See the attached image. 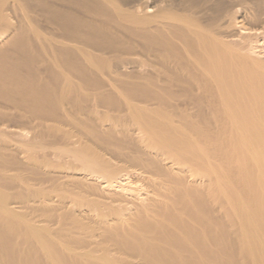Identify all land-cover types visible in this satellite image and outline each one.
Wrapping results in <instances>:
<instances>
[{
    "label": "bare ground",
    "instance_id": "6f19581e",
    "mask_svg": "<svg viewBox=\"0 0 264 264\" xmlns=\"http://www.w3.org/2000/svg\"><path fill=\"white\" fill-rule=\"evenodd\" d=\"M7 1L0 0V21L7 19ZM57 2L63 32L57 51L64 61L87 74L112 58L123 72L138 70L140 80L118 103L131 128L122 132L124 140L118 136L122 143H113L118 130L105 122L88 131L116 163L82 156L87 173L70 177L103 200L79 198L88 203L79 205L80 213L98 226L95 234L85 232L92 250L62 248L49 253L50 261L264 264V0ZM8 32L1 39L18 43L15 52L26 62L24 31L11 40ZM10 57L0 56L9 63ZM155 65L172 73L163 86ZM19 70L12 69L16 79ZM27 87L33 90L21 107L37 115L46 106L57 109L48 88ZM18 204L0 200V225L22 213ZM12 243L0 245V264L22 261Z\"/></svg>",
    "mask_w": 264,
    "mask_h": 264
},
{
    "label": "rangeland",
    "instance_id": "374dc122",
    "mask_svg": "<svg viewBox=\"0 0 264 264\" xmlns=\"http://www.w3.org/2000/svg\"><path fill=\"white\" fill-rule=\"evenodd\" d=\"M7 3L9 7L3 12L7 19L0 21V56L9 53L11 61L9 63L7 59L0 58V91L4 94L0 98V175L5 174L12 179L0 176V200L9 204L19 203L18 206L22 207L24 214L20 213L21 216L18 215L8 222H1L0 245L12 240L9 247L13 254L24 255L22 261H19L20 264H24L25 257L33 264L45 263L46 258L49 260L48 262L45 259L46 264H50L52 260L50 261L48 255L52 251L60 252L63 248L62 251L65 252L76 249L83 253L92 250L88 248V238L92 236L85 232L95 234L93 231L98 226L95 221L90 222L91 219L85 217L87 215L80 213L85 201L80 203L79 198L83 201L87 197L86 202L93 199L103 200L86 187L74 184L70 177H80L79 175L86 172L85 159H80L82 156L98 154L105 160L111 158L116 163L106 153L103 145L100 146L95 141L93 143L92 137H87L88 131L96 132L92 129L105 122L118 130L111 136L115 139L112 138L114 142H111L115 143L118 136L123 135L122 132L131 129L128 128L129 116L118 103L124 101L122 95L125 91L136 89L140 74L136 69L129 72L119 70V61L112 58L98 64L104 68H87V74L76 71L75 65L71 67L57 51L63 36L57 16L61 4L57 0H8ZM14 4L15 8L11 7ZM8 31L13 32L9 40L24 31L30 56L26 62L22 54L17 55L15 52L18 43L1 39ZM21 60V66H17ZM15 67L20 68L19 79L12 72ZM155 67L161 74L156 79L163 86L166 79H171L172 73L164 66ZM32 84L36 89L41 86L48 88L50 95L58 100V110H51L46 106L37 115L33 113L32 107L31 110L21 107L18 102L26 100L27 89L33 90L27 86ZM109 85H112L113 90L108 88ZM91 111L97 113L91 115ZM112 123H115L114 126ZM116 124L124 125L120 129ZM97 129L100 131V128ZM11 130L16 131L13 134ZM17 131L23 135H19ZM16 132L19 136L15 135ZM118 141L123 142L121 138ZM18 150L26 153L20 155ZM42 201H45V206ZM86 202L83 209L84 206L85 209L88 207L86 205L89 202ZM94 207V210L98 209ZM100 208L102 210L103 207ZM1 218L2 216L0 220H5ZM78 227H82L83 231ZM236 230L239 233L238 228ZM83 232L86 236L81 234ZM29 240H32L33 243H29L32 245H28ZM48 248L55 249L47 252ZM42 249H46V253ZM53 263L55 262H51ZM60 263L62 262L58 264Z\"/></svg>",
    "mask_w": 264,
    "mask_h": 264
}]
</instances>
